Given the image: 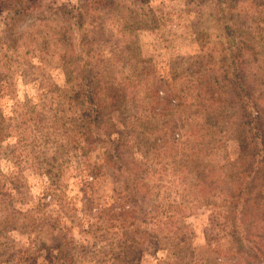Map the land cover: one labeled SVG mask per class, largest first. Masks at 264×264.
Listing matches in <instances>:
<instances>
[{
    "label": "rangeland",
    "instance_id": "rangeland-1",
    "mask_svg": "<svg viewBox=\"0 0 264 264\" xmlns=\"http://www.w3.org/2000/svg\"><path fill=\"white\" fill-rule=\"evenodd\" d=\"M260 112L264 0H0V264H264Z\"/></svg>",
    "mask_w": 264,
    "mask_h": 264
},
{
    "label": "trees",
    "instance_id": "trees-1",
    "mask_svg": "<svg viewBox=\"0 0 264 264\" xmlns=\"http://www.w3.org/2000/svg\"><path fill=\"white\" fill-rule=\"evenodd\" d=\"M20 1H23V0H20ZM261 114H263V113H259V116H260V120H259V118H258V121L260 122V124H261V128H264V126H263V124H264V119L262 118L261 119ZM262 132H263V137H262V147H263V149H262V153L264 154V129H262ZM252 152H253V155L255 154V149H256V147H258V143H255L254 141L252 142ZM262 162V164H263V167H264V159L261 161ZM262 167V168H263ZM253 180H255V178L253 177Z\"/></svg>",
    "mask_w": 264,
    "mask_h": 264
}]
</instances>
